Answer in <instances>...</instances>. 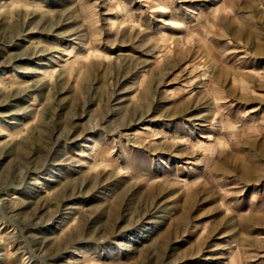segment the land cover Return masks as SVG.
<instances>
[{"label": "rangeland", "instance_id": "rangeland-1", "mask_svg": "<svg viewBox=\"0 0 264 264\" xmlns=\"http://www.w3.org/2000/svg\"><path fill=\"white\" fill-rule=\"evenodd\" d=\"M0 264H264V0H0Z\"/></svg>", "mask_w": 264, "mask_h": 264}]
</instances>
